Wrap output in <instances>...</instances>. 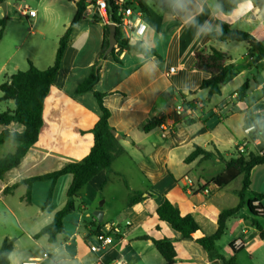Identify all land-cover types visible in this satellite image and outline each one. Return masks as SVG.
Here are the masks:
<instances>
[{"label": "crops", "instance_id": "0c3cea01", "mask_svg": "<svg viewBox=\"0 0 264 264\" xmlns=\"http://www.w3.org/2000/svg\"><path fill=\"white\" fill-rule=\"evenodd\" d=\"M55 1L49 0L47 5L45 0H29L23 8L14 7L19 18L4 17L0 85L17 71L27 70L29 63L39 70L53 64L58 39L75 14L77 0H67L58 7ZM122 1L139 12L145 24L143 35L131 43L153 49L156 55L145 57L124 51L117 55V62L109 55L98 59L103 26L109 22L86 7L72 30L60 68L43 100L42 124L35 143L17 167L0 177V246L4 240L11 241L9 264H21L42 254L46 257L37 264H47L48 260L52 264H165L152 243L164 238L174 245V264H222L210 258L193 240L180 239L155 212L166 199L182 215H191L200 231L209 236L217 229L218 214L238 205L239 198L233 191L241 188L242 174L223 169L217 160L200 157L190 163L184 160L195 146L210 152L216 150L226 157L236 154L240 146L244 152L264 151V137L245 133L252 120L263 127L262 113L256 105L262 104L264 93V59L257 61L256 53L244 42L206 37L215 21L221 20L233 30L251 34L264 46V8L260 10L251 4L249 9L247 0H236V7L224 13L217 0H176L170 13L153 0ZM4 2L8 11L9 1ZM24 8L33 10L35 16H23ZM42 11L48 12L43 22L38 20ZM210 48L226 54L227 62L234 65V73L223 83L219 95L207 98V90L199 89V85L210 73L192 66L194 52ZM100 60V77L94 91L104 95L110 127L124 153L110 169L99 171L82 188L76 209L80 215L75 211L68 214L63 221L64 233L50 242L46 235H36L65 204L71 176L64 175L56 181L52 200L45 209L42 205L50 182L34 183L29 202L25 200V185L10 187L22 179L78 162L89 153L93 145L92 129L99 117L98 105L91 92L77 95L75 89ZM170 68H174L172 73ZM247 75L251 76V80H245L249 85L247 95L251 84L252 91L260 92L258 102L250 105L245 103L246 97L237 100L235 94ZM227 88L231 92L229 99L223 98ZM1 105L5 109H0V113L14 109L12 101H0V108ZM176 106L182 108L180 114L175 113ZM152 119L170 125V135L163 138L159 127L144 131L143 127ZM3 130L21 132L23 127L10 123L0 125V133ZM15 149L12 141L0 144V159ZM109 186L111 193L97 206L98 192ZM118 190L121 196L117 195ZM133 193L139 194L141 200L129 205ZM253 193L264 195V166L252 170L246 199L252 200ZM260 204L264 209V199ZM88 207L93 212L102 211L101 224L86 211ZM85 211L90 219L81 229L79 223ZM112 223L119 228L112 244L103 252L91 253L88 243L94 241L93 235L107 231ZM258 223L264 231V218L258 219ZM230 244L237 251V264H264V239L252 226L246 208L227 221L226 232L215 243V250L228 259L232 256Z\"/></svg>", "mask_w": 264, "mask_h": 264}, {"label": "trees", "instance_id": "16d2710c", "mask_svg": "<svg viewBox=\"0 0 264 264\" xmlns=\"http://www.w3.org/2000/svg\"><path fill=\"white\" fill-rule=\"evenodd\" d=\"M2 2H4V0H0V3ZM153 2L161 9L171 13L176 0H153ZM217 2L220 10L224 13L231 12L236 7V0H217ZM251 4L260 10L264 8V0H251ZM75 5V14L64 33L58 39L53 64L44 70H39L29 63L27 70L17 71L15 74L11 75L7 81L0 85V91L2 93L0 101H12L14 104V109L12 111L0 113V125L17 123L23 127L21 132L3 130L0 133V144L5 141H12L16 144V149L13 153L7 154L0 159V177L6 171L17 167L20 164L29 147L34 144L37 139L38 131L42 124L41 112L43 100L52 86L53 80L60 68L62 56L68 45L72 30L82 18V14L88 6V3L86 0H77ZM127 6H130L129 3L123 2L121 8ZM139 8L140 10H143L141 3H139ZM106 10L108 22L116 25V45L108 54L114 59V61L117 62V55L124 51H134L145 57L156 55L153 49H144L140 47L139 43L132 44L128 39L123 37L118 27L120 19L119 7L114 5L113 0H107ZM5 21V18H0V40L4 35ZM107 35L108 26L104 25L98 59L102 57L103 52L107 47ZM206 37L209 40L244 42L250 47L251 51L256 53L255 59L257 61L264 59V46L261 42L257 41L247 32L233 30L229 24L221 20L215 21L214 27L207 32ZM193 56L194 64L192 67L210 73L208 78L201 81L199 89L207 90V98H210L213 95H219L223 83L234 73V65L227 62L228 58L225 53L214 48L197 50L194 52ZM97 64L98 62L91 67L88 75L75 89V94L77 95L91 92L98 105L99 117L92 129L93 145L89 153L78 162L68 163L62 168L50 173L22 179L10 187L11 189L19 185H25V200L26 202H29L31 187L34 183L43 181L50 182L46 200L42 205V209H45L52 200L56 181L61 176H71V182L66 191L65 204L54 214L51 222L44 226L36 235H46L50 242H55L56 237L64 233V218L79 208L77 202L82 188L94 176H96L99 171L110 169L114 160L124 153V149L120 144L119 139L110 127V112L103 104L104 95L94 91V86L99 81L100 77ZM248 88V82L245 81L235 91L236 99L244 100L247 96ZM161 124L162 121L160 119H152L143 127V130L149 131L153 128L159 127ZM252 124L255 126L253 134L264 137V129H262L261 124L255 120H252ZM198 157H200V160H217L222 164L223 169H232L242 174L241 188L233 191V193L239 198L238 205L234 208L224 209L218 214L217 229L209 236L204 235L200 231L197 223L191 215H182L178 207L166 199H164L157 207L155 214L159 220L167 223L172 230L177 232L180 239L193 240L209 255L210 258H214L222 264H237V251L233 245L230 244L232 256L225 259L216 252L215 243L225 234L227 221L230 218L237 216L243 208L247 209L252 226L260 232L261 239H264V231L258 223V219L264 218V209L260 204L264 199V195L253 193L252 200L246 199L247 194L250 193L252 170L258 166H264V151L258 153L244 151L236 152V154L226 157L216 150L210 152L195 146L194 150L184 161L185 163H190ZM140 200L141 196L133 193L129 196L128 203L129 205H133ZM256 202H258V204H255ZM98 224L101 223L98 222ZM152 243L163 258L165 264L175 263L176 252L171 240L164 238L152 240ZM11 251V241L4 240L0 246V264H9V255Z\"/></svg>", "mask_w": 264, "mask_h": 264}, {"label": "built area", "instance_id": "2783aa9c", "mask_svg": "<svg viewBox=\"0 0 264 264\" xmlns=\"http://www.w3.org/2000/svg\"><path fill=\"white\" fill-rule=\"evenodd\" d=\"M88 3V7L93 9L96 13L101 15L104 19L108 20L107 15V0H86ZM124 1L122 0H113L114 5L119 7V14L120 19L118 23V27L126 39L131 41H137L144 33L145 31V24L140 19V13L134 11L131 6H127L125 8H121ZM21 14L23 16L27 17H34L35 12L33 10H29L28 8H24L21 10ZM115 25V24H114ZM116 27V25H115ZM174 71V68H170L169 72L172 73ZM261 103H262V129H264V93L261 97ZM182 111V108L180 106H176L175 113L180 114ZM161 135L163 138L167 137L171 133V127L170 125H166L162 123L160 126ZM255 126L251 124L246 130L245 133L254 132ZM260 136V135H259ZM237 152H243V147L240 146L237 150ZM119 233V228L115 224H110L107 231L103 232H97L93 235V242L88 243V249L91 253H100L105 251L108 246L112 244L113 236L117 235ZM46 257V254H42L40 257H30L25 262H22L21 264H37L40 262L43 258Z\"/></svg>", "mask_w": 264, "mask_h": 264}, {"label": "rangeland", "instance_id": "374dc122", "mask_svg": "<svg viewBox=\"0 0 264 264\" xmlns=\"http://www.w3.org/2000/svg\"><path fill=\"white\" fill-rule=\"evenodd\" d=\"M6 1H9V6H8V11H6V13L5 14H3V12H2V10L0 9V18H4V17H8L9 18V16H11V15H15L17 18H19V16L16 14V11H15V9H14V7H16V6H19V5H21V7L23 8L24 7V5H26V4H28L29 3V0H6ZM46 1V3H47V5H48V1L49 0H45ZM67 0H56L55 1V6H59L60 4H62V3H65ZM47 16H48V12H39L38 13V20H42V22H43V20H44V18L45 19H47ZM23 20H25V19H23ZM28 22V21H27ZM30 22V21H29ZM253 75H255V74H253ZM247 78H249L250 80H251V76H249V75H247V76H244L243 78H242V82L244 81L245 82V80L247 79ZM242 82H241V84H242ZM234 84H236V82L235 83H233L232 85H230L229 87L230 88H232L233 86H234ZM240 84V85H241ZM254 87V85L253 84H251V89L249 90V92H248V94L249 95H247L246 96V98H245V103L246 104H248V105H250V104H253V103H256V102H258V97H259V94H260V92H256V91H252V88ZM227 91H225L227 94H226V96H224L223 98H227V99H229V97H228V95H229V93H231V92H229V89L227 88L226 89ZM252 91V92H251ZM224 92V93H225ZM226 100V99H225ZM234 102H235V100H234ZM236 103V102H235ZM256 107H257V109L258 110H262V104H258V105H256ZM230 108H231V106H230ZM1 110L2 109H5L4 108V106L3 105H1V108H0ZM116 166H117V163H116V165H115V167L114 168H116ZM114 183H116V181H114ZM110 186H112V187H114L115 185H110ZM110 186L108 187V188H106V189H104L102 192H101V190L98 192V198H97V200H96V202H95V204L97 205V206H99V204L101 203V202H103V199H104V197H106L107 195H109L111 192L109 191L110 190ZM114 189H116L115 187H114ZM117 195L118 196H121V191L120 190H118V193H117ZM88 213H93V210H92V208L91 207H88V209L86 210ZM82 212V221L79 223L80 224V227H81V229H83V224L88 220V219H90V218H87L86 217V213L87 212ZM76 212V214H79L80 215V213L78 212V210H76L75 211ZM90 217V216H89ZM72 229H74V225L72 224ZM47 264H52V262H51V260H48L47 261Z\"/></svg>", "mask_w": 264, "mask_h": 264}, {"label": "water", "instance_id": "95a60500", "mask_svg": "<svg viewBox=\"0 0 264 264\" xmlns=\"http://www.w3.org/2000/svg\"><path fill=\"white\" fill-rule=\"evenodd\" d=\"M0 9L2 10L3 14L6 13V4L5 2L0 3ZM108 35H107V47L103 52L102 59L105 58L115 47L116 45V38H115V32L116 27L114 24L109 23L108 25ZM101 64V60L98 62L97 67ZM103 202L99 204V206L102 205ZM93 217L98 221H102V211L96 210L92 213Z\"/></svg>", "mask_w": 264, "mask_h": 264}, {"label": "clouds", "instance_id": "9594fccd", "mask_svg": "<svg viewBox=\"0 0 264 264\" xmlns=\"http://www.w3.org/2000/svg\"><path fill=\"white\" fill-rule=\"evenodd\" d=\"M242 7H244V6H242ZM246 7H248L249 9L251 8V0H247V5H246Z\"/></svg>", "mask_w": 264, "mask_h": 264}]
</instances>
